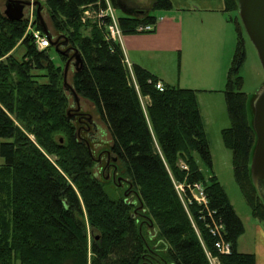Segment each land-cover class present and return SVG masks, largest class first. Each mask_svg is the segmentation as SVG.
<instances>
[{
  "label": "trees",
  "instance_id": "16d2710c",
  "mask_svg": "<svg viewBox=\"0 0 264 264\" xmlns=\"http://www.w3.org/2000/svg\"><path fill=\"white\" fill-rule=\"evenodd\" d=\"M224 3L225 12L237 11L236 0ZM98 6L105 0H44V22L62 65L50 55L49 38L38 50L27 21L9 20L0 7V264H210L206 251L218 264H256L254 253L237 249L244 226L224 186L214 174L206 178L197 163L195 154L212 167L195 90L163 83L160 91L157 76L137 64L132 78L120 42L107 36L109 16L82 20L86 8ZM171 8L170 0H153L149 9L119 15L118 25L123 34L151 33L155 28L137 27L155 25L153 11ZM32 26L45 34L36 16ZM237 33L224 88L231 124L222 135L239 188L264 229V196L250 177L256 134L241 90L245 54L238 27ZM64 44L80 59L71 85L105 123L124 184L101 177L67 112L63 69L71 57L63 54ZM174 182L202 184L230 253L217 252L198 218L202 206L188 202L196 231Z\"/></svg>",
  "mask_w": 264,
  "mask_h": 264
},
{
  "label": "rangeland",
  "instance_id": "374dc122",
  "mask_svg": "<svg viewBox=\"0 0 264 264\" xmlns=\"http://www.w3.org/2000/svg\"><path fill=\"white\" fill-rule=\"evenodd\" d=\"M5 1L6 0H0L1 9L4 8ZM32 1H39L40 4L43 6L41 15L43 19L46 20L47 16L44 10V0H32ZM35 10H36V6H27L24 10L25 20L27 17L30 19L32 18L35 19ZM156 12L157 13L155 15L158 17L160 11H156ZM119 14H121V10L119 8H114V15L117 17ZM226 14L227 17H230L232 19L231 27L235 31L236 37L238 34L237 27L241 31L245 56L242 64L240 65L239 74L242 77L241 90L246 94V104H245L246 112L248 118L251 120L253 117V115L251 117V112L253 110L252 102L257 92L264 84V70L260 58L258 56L257 50L254 44L252 43V41L250 40L243 26L238 11H234V10L228 11L226 12ZM48 24H49V20H48ZM183 31H184V26H183ZM232 47L233 48H231V50H229L228 52L226 51L224 55L223 66L221 69V75H222V78L220 79L221 81L209 85L199 84L200 82H198L197 80L194 81L189 76H187L186 74L188 73V71H187V58L185 57V50L183 51V53L176 52L175 54L171 55V59H172L171 67L173 68L175 74V79L173 80L174 82L171 83L172 84L179 83V78L182 74V81L183 83H186V85H179V86L195 90L200 114L202 116L204 123V130L206 132L208 139L209 150L212 159V167L209 168L207 165H205L201 157L198 154H195L197 163L206 178L214 174L217 177V179L220 181V183L224 186L227 196L234 210L236 211V213L238 214V216L242 221V224L244 226V231L237 239L238 251L255 252L257 251L256 248L258 247L256 246L259 243L260 238L257 235L254 226L255 224H260V223L252 216L250 206L248 205L235 179L233 172V165H232V151L225 144L222 135V130L224 128L229 127L231 124V120L225 100V95H224V88L226 84L227 69L231 63L235 51V44ZM22 50L23 47L19 46L14 51L15 56L20 57L22 54ZM50 55L54 60L55 64L62 65V62L59 60L58 54L54 48L50 50ZM181 55H183L182 60H181ZM165 61H167V57H165ZM74 69L75 67L71 63H69L66 80L67 83L70 85L72 83V75ZM65 92L69 99V110H68L70 111L69 116L70 115L72 116L75 113L74 110L75 108L72 107L73 96L70 94L68 90H66ZM143 102L145 103V98H143ZM79 111L80 114L85 115V117L87 116L91 117L92 122L96 124V129L93 128L91 124L86 123L84 127H82L81 131H79L80 125L77 123L76 119H73L74 125L76 126L77 129V134L79 138L85 139L89 144L96 163V170L99 172L101 177L105 176L110 178L111 175L110 172H108L107 170L105 171V167H107L108 162L111 161L110 157H108V154H110L109 147L111 145V137L108 133L106 125L101 118L97 119V116L99 114L96 112L93 105L89 101L81 97H79ZM4 140H5L4 138L0 137V143ZM3 163H4V158L0 155V165ZM121 186L123 187V185ZM178 191L180 192V199L184 204L189 219L193 221V218L187 207L188 201L183 197L180 189H178ZM146 232L148 235L152 236L151 238H154V236L152 235L155 232L154 229H151L150 227L149 229H146ZM14 264H21V263L15 260Z\"/></svg>",
  "mask_w": 264,
  "mask_h": 264
},
{
  "label": "crops",
  "instance_id": "0c3cea01",
  "mask_svg": "<svg viewBox=\"0 0 264 264\" xmlns=\"http://www.w3.org/2000/svg\"><path fill=\"white\" fill-rule=\"evenodd\" d=\"M119 1L117 8L121 14L130 13L133 8L149 9L153 3V0ZM170 1L171 9L153 11L154 15L160 11L158 17L155 15L158 21L154 32L122 35L120 44L125 59L131 66L137 64L163 83L170 84L175 79L171 55L185 50L187 76L204 85L221 81L224 55L236 42L232 23L227 20L224 11V0ZM172 85H186L182 74L179 83ZM254 227L260 239L257 251L252 253L255 254L256 264H264V229L261 224Z\"/></svg>",
  "mask_w": 264,
  "mask_h": 264
},
{
  "label": "water",
  "instance_id": "95a60500",
  "mask_svg": "<svg viewBox=\"0 0 264 264\" xmlns=\"http://www.w3.org/2000/svg\"><path fill=\"white\" fill-rule=\"evenodd\" d=\"M236 4L240 19L250 40L257 50L264 70V0H236ZM25 5L36 6L35 16L39 20L43 32L49 38L50 45L54 46L56 52H59L57 41L50 39L51 37L49 31L41 15L43 6L39 1L6 0L2 12L9 20H21L24 18L23 8ZM68 50L69 48L63 50L62 52L64 53ZM74 54L76 61L73 63V65L75 68H77L76 66H78L80 59L79 56L76 55V51L74 52ZM70 59L64 65L63 87L65 90H68L73 96V106L76 105L74 110L75 112H77L79 110V96L73 89L72 85L68 84L66 80ZM252 107V127L256 134V141L251 156L250 177L258 195L262 197L264 196V186H260L259 181H264V84L253 99ZM68 114H70V111H68ZM70 117L72 118L71 115ZM90 118V116H87V120H90ZM121 178L122 177L119 176L117 178L118 181H120ZM113 180H115L114 177Z\"/></svg>",
  "mask_w": 264,
  "mask_h": 264
},
{
  "label": "built area",
  "instance_id": "2783aa9c",
  "mask_svg": "<svg viewBox=\"0 0 264 264\" xmlns=\"http://www.w3.org/2000/svg\"><path fill=\"white\" fill-rule=\"evenodd\" d=\"M105 3H106L105 7L98 6L97 8H93V9L86 8L83 12L82 20L85 21L86 18L100 19L103 16H109V23L105 25L107 36L114 41L120 42L123 33L118 25L117 17L114 15V9L110 4L109 0H105ZM26 21H27L26 32H30V34L32 35L36 48L38 50H42L46 48L49 45V40L45 36V34H42L40 30L35 29L32 26L34 19L33 18L30 19L27 17ZM155 25L154 24L141 25L137 27V30L141 32H150L155 28ZM125 63L129 69L131 77L133 78V72L130 63L126 59H125ZM154 86L160 91L163 90V82L160 80H156L154 82ZM174 186L179 194V197H180V192L178 191V189H180L184 198L186 197V194H188L187 201L189 203L195 202L200 206H202L198 218L204 222V225L208 229L209 234L214 238V247L217 250V252L221 254L230 253L231 251L230 242L227 241L224 237L225 226L221 221L215 218L214 216L215 211L210 210V208L208 207V198L205 195L202 184L200 182H193L186 184L183 182H178V183L174 182ZM192 224L196 229V231L198 232V229L196 228L193 221ZM206 255L210 264H218L217 257L210 256V254L207 251H206Z\"/></svg>",
  "mask_w": 264,
  "mask_h": 264
},
{
  "label": "flooded vegetation",
  "instance_id": "af4514ba",
  "mask_svg": "<svg viewBox=\"0 0 264 264\" xmlns=\"http://www.w3.org/2000/svg\"><path fill=\"white\" fill-rule=\"evenodd\" d=\"M26 1V0H25ZM32 1V0H31ZM27 7V5L24 6L23 8V12L25 10V8ZM69 46H63L61 49L62 50H66ZM63 54H66V56L71 57V50L69 49L67 52H64ZM75 62V59L72 58L70 59L69 63H71L73 65V63ZM74 66V65H73ZM77 67V66H76ZM72 107H76L72 106ZM98 115V114H97ZM72 119H76L77 123L80 125L79 131H81L82 127H84V125L87 124H91L93 126V128H96V124L94 122H92L91 118L90 120H87V117H85V115L80 114V111L78 110L77 112L74 113V115H72ZM97 119H100V116H97ZM110 150V149H109ZM110 154H108V157H110V160L107 164V167H105V171L107 170L108 172H110V178L113 180V177L115 178V182L118 181V177L121 176L119 175L118 169H117V165H116V157L112 154V152H109ZM108 178V177H106ZM120 184H124L126 182H124V180H120L119 181Z\"/></svg>",
  "mask_w": 264,
  "mask_h": 264
}]
</instances>
